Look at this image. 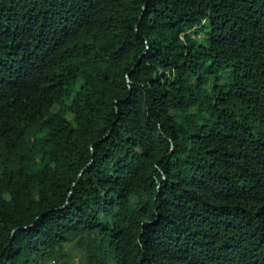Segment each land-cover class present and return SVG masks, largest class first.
<instances>
[{
	"label": "trees",
	"instance_id": "16d2710c",
	"mask_svg": "<svg viewBox=\"0 0 264 264\" xmlns=\"http://www.w3.org/2000/svg\"><path fill=\"white\" fill-rule=\"evenodd\" d=\"M71 245L264 264V0H0V264Z\"/></svg>",
	"mask_w": 264,
	"mask_h": 264
},
{
	"label": "rangeland",
	"instance_id": "374dc122",
	"mask_svg": "<svg viewBox=\"0 0 264 264\" xmlns=\"http://www.w3.org/2000/svg\"><path fill=\"white\" fill-rule=\"evenodd\" d=\"M67 253H68L67 258L57 261V264H72V263L76 264L81 257V251L75 245L69 246L67 248ZM47 264H55V263L49 262Z\"/></svg>",
	"mask_w": 264,
	"mask_h": 264
}]
</instances>
